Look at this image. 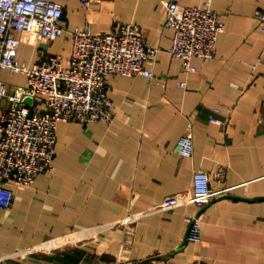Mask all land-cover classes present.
<instances>
[{
  "label": "crops",
  "instance_id": "crops-1",
  "mask_svg": "<svg viewBox=\"0 0 264 264\" xmlns=\"http://www.w3.org/2000/svg\"><path fill=\"white\" fill-rule=\"evenodd\" d=\"M53 1L64 7L65 36L41 47L35 34L16 33L18 57L28 66L42 49L67 60L68 32L85 26L108 33L137 23L161 53L151 66L155 79H111L113 125L58 126L55 171L25 189L13 187L11 207H0V264H264V33L256 17L264 1L178 0L210 6L226 25L216 57L195 58L197 71L188 75L170 53L174 31L163 24L162 0H93L89 7ZM1 78L10 94L27 84L21 74ZM10 105L1 100L0 115ZM216 108L233 109L226 129L210 122ZM189 128L195 152L184 158L176 147ZM197 170L208 171L222 190L202 211L183 206L118 224L191 190ZM188 215H200L201 243L186 239Z\"/></svg>",
  "mask_w": 264,
  "mask_h": 264
},
{
  "label": "built area",
  "instance_id": "built-area-1",
  "mask_svg": "<svg viewBox=\"0 0 264 264\" xmlns=\"http://www.w3.org/2000/svg\"><path fill=\"white\" fill-rule=\"evenodd\" d=\"M92 1L81 0V3L89 7ZM161 4L165 12L163 24L174 31L171 55L182 62L186 75L196 72L195 58L209 62L216 57L218 38L226 29L224 21L210 6H184L178 0H162ZM64 15V7L53 0H0V101L7 98L11 103L0 115V207L3 208L9 209L12 205L13 187L25 189L39 175L55 171L61 123L113 125L115 114L109 97L113 77L142 75L155 79L151 66L156 64L161 49L146 41L137 23L120 24L108 33H93L89 26L76 28L68 32L72 51L67 60L62 55H47L42 49L34 65L20 61L21 38L16 33H33L41 47L46 46L65 36ZM256 17L258 29L264 33V9L257 10ZM6 71L26 76V86L10 94L1 78ZM28 98L32 100L30 104L26 102ZM38 103L43 110L34 106ZM213 112L210 122L226 129L233 109L216 108ZM176 149L184 158L194 156L191 128L179 139ZM221 192L213 187L208 171L197 170L191 190L169 195L141 213L128 215L118 224L129 226L144 217L183 206H195L202 211ZM186 221L187 241L201 243L200 215H188ZM115 226L118 225H110ZM24 253L27 251L18 255ZM191 264L207 263L197 259Z\"/></svg>",
  "mask_w": 264,
  "mask_h": 264
},
{
  "label": "water",
  "instance_id": "water-1",
  "mask_svg": "<svg viewBox=\"0 0 264 264\" xmlns=\"http://www.w3.org/2000/svg\"><path fill=\"white\" fill-rule=\"evenodd\" d=\"M26 102H27L28 104H30V103L32 102V100H31L30 98H28V99H26Z\"/></svg>",
  "mask_w": 264,
  "mask_h": 264
},
{
  "label": "rangeland",
  "instance_id": "rangeland-1",
  "mask_svg": "<svg viewBox=\"0 0 264 264\" xmlns=\"http://www.w3.org/2000/svg\"><path fill=\"white\" fill-rule=\"evenodd\" d=\"M82 236V235H81Z\"/></svg>",
  "mask_w": 264,
  "mask_h": 264
}]
</instances>
